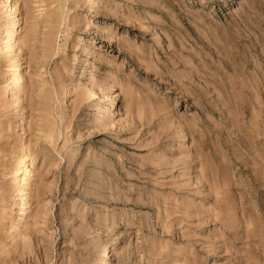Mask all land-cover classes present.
<instances>
[{
  "label": "rangeland",
  "instance_id": "rangeland-1",
  "mask_svg": "<svg viewBox=\"0 0 264 264\" xmlns=\"http://www.w3.org/2000/svg\"><path fill=\"white\" fill-rule=\"evenodd\" d=\"M0 264H264V0H0Z\"/></svg>",
  "mask_w": 264,
  "mask_h": 264
},
{
  "label": "bare ground",
  "instance_id": "bare-ground-1",
  "mask_svg": "<svg viewBox=\"0 0 264 264\" xmlns=\"http://www.w3.org/2000/svg\"><path fill=\"white\" fill-rule=\"evenodd\" d=\"M70 89V88H69Z\"/></svg>",
  "mask_w": 264,
  "mask_h": 264
}]
</instances>
